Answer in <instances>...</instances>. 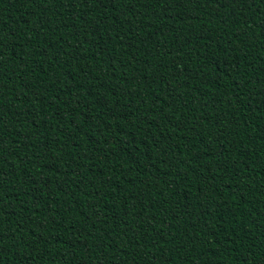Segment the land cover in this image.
I'll return each mask as SVG.
<instances>
[{
    "label": "trees",
    "instance_id": "1",
    "mask_svg": "<svg viewBox=\"0 0 264 264\" xmlns=\"http://www.w3.org/2000/svg\"><path fill=\"white\" fill-rule=\"evenodd\" d=\"M0 264H264V0H0Z\"/></svg>",
    "mask_w": 264,
    "mask_h": 264
},
{
    "label": "snow or ice",
    "instance_id": "2",
    "mask_svg": "<svg viewBox=\"0 0 264 264\" xmlns=\"http://www.w3.org/2000/svg\"><path fill=\"white\" fill-rule=\"evenodd\" d=\"M241 6H243V5L241 4Z\"/></svg>",
    "mask_w": 264,
    "mask_h": 264
}]
</instances>
